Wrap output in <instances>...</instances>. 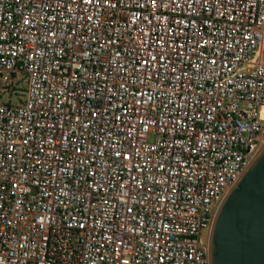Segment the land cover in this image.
<instances>
[{
	"label": "built area",
	"instance_id": "2783aa9c",
	"mask_svg": "<svg viewBox=\"0 0 264 264\" xmlns=\"http://www.w3.org/2000/svg\"><path fill=\"white\" fill-rule=\"evenodd\" d=\"M264 152V0H0V264H211Z\"/></svg>",
	"mask_w": 264,
	"mask_h": 264
},
{
	"label": "water",
	"instance_id": "95a60500",
	"mask_svg": "<svg viewBox=\"0 0 264 264\" xmlns=\"http://www.w3.org/2000/svg\"><path fill=\"white\" fill-rule=\"evenodd\" d=\"M212 244L211 264H264V152L226 200Z\"/></svg>",
	"mask_w": 264,
	"mask_h": 264
},
{
	"label": "rangeland",
	"instance_id": "374dc122",
	"mask_svg": "<svg viewBox=\"0 0 264 264\" xmlns=\"http://www.w3.org/2000/svg\"><path fill=\"white\" fill-rule=\"evenodd\" d=\"M214 251L213 244L211 245V253Z\"/></svg>",
	"mask_w": 264,
	"mask_h": 264
}]
</instances>
